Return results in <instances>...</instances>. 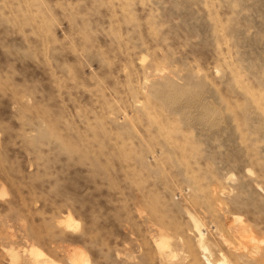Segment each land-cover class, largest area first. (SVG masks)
Wrapping results in <instances>:
<instances>
[{
    "label": "rangeland",
    "instance_id": "1",
    "mask_svg": "<svg viewBox=\"0 0 264 264\" xmlns=\"http://www.w3.org/2000/svg\"><path fill=\"white\" fill-rule=\"evenodd\" d=\"M219 261L264 264V0H0V264Z\"/></svg>",
    "mask_w": 264,
    "mask_h": 264
},
{
    "label": "bare ground",
    "instance_id": "2",
    "mask_svg": "<svg viewBox=\"0 0 264 264\" xmlns=\"http://www.w3.org/2000/svg\"><path fill=\"white\" fill-rule=\"evenodd\" d=\"M197 227H198V225H196ZM199 229V228H198ZM201 230V229H200ZM201 232V231H200ZM200 234H202V233H200ZM202 236V235H201ZM217 264H227L226 262H224V261H219Z\"/></svg>",
    "mask_w": 264,
    "mask_h": 264
}]
</instances>
